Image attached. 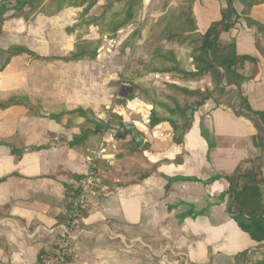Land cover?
I'll return each mask as SVG.
<instances>
[{
    "label": "crops",
    "instance_id": "obj_1",
    "mask_svg": "<svg viewBox=\"0 0 264 264\" xmlns=\"http://www.w3.org/2000/svg\"><path fill=\"white\" fill-rule=\"evenodd\" d=\"M142 1L146 7L148 0ZM258 1L248 15L239 0L194 1L193 18L200 33L231 5L236 20L220 33L219 41H233L237 55L255 58L258 67L250 61L238 64L237 71L251 79L239 89L222 81L226 95L232 92L228 103H216L221 99L216 94L198 107L189 127L174 133L180 142L172 139L167 122L150 127L148 119L130 118L121 111L125 131L107 124L124 138L104 129L97 144L84 153L75 145L81 126L86 119L100 122L95 115L112 104H107V96L99 103L97 75L91 70L96 67L78 63L91 53L70 61L28 62L23 55L0 60V103L13 96L23 99L0 108V264H41L48 239L38 228L56 225L61 207L85 172L86 156L96 148L105 156L98 163L97 185L67 264H264V242L252 240L228 212L234 198L230 181L235 180V188L243 172L254 180L256 172L264 209V157L259 160L264 151L256 142L259 121L253 114L264 111V54L257 46H263L264 32L246 20L264 26V0ZM6 11L2 8L1 16ZM51 41L49 25L32 23L24 39L1 42L0 49L22 44L39 57H63L73 51L72 46L62 52L61 45L51 46ZM171 46L186 71L192 72L190 48L175 42ZM238 91L251 112L234 103ZM129 139L139 143L141 162L150 167L137 180L125 176L119 153L106 152L119 140ZM10 145L21 154H13Z\"/></svg>",
    "mask_w": 264,
    "mask_h": 264
},
{
    "label": "rangeland",
    "instance_id": "obj_2",
    "mask_svg": "<svg viewBox=\"0 0 264 264\" xmlns=\"http://www.w3.org/2000/svg\"><path fill=\"white\" fill-rule=\"evenodd\" d=\"M18 1L21 0H0V10L8 9L4 16L0 14V45L3 44L1 42L8 45L9 41L24 39L32 23L38 27H41L42 24L44 27L49 25L52 36L51 46L60 44L62 52L68 53L72 46L74 51L75 45L80 44L83 51H86V55L92 53L91 56L81 57V62L78 63L96 67V71L93 70L94 68L91 70L92 74L95 72L97 75L99 103L107 96L109 100L107 104L112 103L109 105L110 107H114V104L123 106V109L110 113L107 121L111 125L119 126V123H122L121 111L127 116L129 115L130 118L141 116V120H149L153 111L164 116L168 114L167 107L173 109L176 105L186 107L185 115L189 120L195 110L193 104L195 99L185 95L179 90V87L203 90L209 83L208 87L213 88V77L209 72L195 77L183 76L176 72H149L152 67L151 62L156 58V50H171L175 54V48L171 46L172 42L188 46L193 58V46L188 42L183 43L177 39L164 40L162 35L166 22L158 21L159 17L172 13L176 7L175 0H148L146 7L141 0V7L137 10L132 23L110 33L103 31V27H98V20L95 23L97 25H84L88 17H96L100 13L102 7L106 3L108 4L109 0H97L94 5L95 11L92 10L93 12L90 13L93 6L84 15L82 14L83 7L70 3L57 9L56 2L53 0H33L31 4L27 3L22 8H18ZM124 1L126 0H112V3L114 7H119ZM99 2L100 5H98ZM65 10H69L71 13L58 14ZM261 40L260 42H264ZM12 45L24 46L9 44L8 47ZM7 48L0 49L1 63L7 60L3 53ZM93 50L96 52L93 53ZM49 57H54V61L61 56ZM175 57L177 58L176 54ZM177 60L181 68L186 70L182 62L178 58ZM189 81H194V83ZM190 85L199 87H190ZM216 94L214 90L212 95ZM231 94L232 92L229 91L228 98ZM147 105L150 107L148 108ZM140 108H144V110L139 111ZM145 109L148 110V113H144L145 116L141 115ZM125 123L130 124V121ZM263 133L264 129L259 128L258 134L262 136ZM258 134L256 135L257 143Z\"/></svg>",
    "mask_w": 264,
    "mask_h": 264
},
{
    "label": "trees",
    "instance_id": "obj_3",
    "mask_svg": "<svg viewBox=\"0 0 264 264\" xmlns=\"http://www.w3.org/2000/svg\"><path fill=\"white\" fill-rule=\"evenodd\" d=\"M33 0H21L18 1V8H22L25 4H31ZM56 2L57 9H61L65 4L70 3L74 6L83 7L82 14H86L90 8H92L97 0H53ZM176 7L170 15H163L159 17L158 21L166 22L163 28L162 35L164 40L177 39L180 42H188L193 46L194 55L192 58L194 70L187 72L181 68L179 61L175 57V54L171 50H156V58L151 62L152 67L149 72L154 73H170L176 72L183 76L195 77L205 73H211L213 77V88L205 87L200 89H187L179 87L185 95L195 99L193 104L195 110L197 107L203 105L207 100L212 98L213 91L220 96L221 99L216 103H228L227 95L224 92V88L221 87V82L224 81L227 84H233L240 88V84L251 77H245L237 71V65L250 61L255 67H258V61L247 55H237L235 49V43L232 41L227 44H223L219 41V35L222 31L228 30L234 24L233 18L234 11L229 6L222 11L221 19L209 26L206 32L200 33L197 29L193 18L192 5L195 0H175ZM243 4V14L248 15L251 7L257 3L258 0H239ZM141 0H126L119 7H114L112 0L106 3L100 13L96 17H88L84 25L90 26L95 24L98 20V27L102 28L106 32H116L123 27L130 25L136 16V12L141 7ZM236 17V15H235ZM247 24L254 26L259 31L264 32V26L255 23L249 18L246 19ZM95 24V25H97ZM101 30V31H102ZM261 52L264 54V46L257 44ZM86 51H83L80 44L75 45V50L69 55L58 57L61 60H76L80 56L85 55ZM96 52L95 50L92 51ZM7 57L23 55L28 62L35 59L53 60L54 57H39L25 46L12 45L3 52ZM92 54V53H91ZM91 56V55H90ZM222 71H221V70ZM23 99L20 97H11L7 101L0 103V108H6L12 104L22 103ZM235 104L240 108H245L251 112V107L243 95L238 91L235 95ZM167 115H159L156 111H153L151 118L149 119L150 127H154L161 122H167L172 129V139L176 142H180V137H175L174 133L177 130L185 131L190 125V119L188 120L185 115L186 107H180L178 105L175 108L167 107ZM193 110V112L195 111ZM79 114H85L81 109H78ZM239 115L240 112H237ZM256 116L255 122L259 121L257 125L258 129H263L264 126V111H253ZM247 115V114H246ZM120 117V115H119ZM120 119V118H119ZM119 123V122H118ZM85 126H81L82 135L78 141H75V145L78 146L82 152L86 153L87 149L94 147L97 144L99 134L102 130L109 129L108 124H101L90 119H86ZM119 126L125 131V127L122 123ZM128 131V130H126ZM260 148L264 149V133L261 136H257ZM11 152L17 156L21 154V151H17L10 145ZM140 145L134 139L128 141L119 140L115 149H107L106 152L119 153V163L125 170V176L130 180H137L144 176L150 169L149 165H143L141 162ZM143 154V153H142ZM263 160V156L259 158ZM241 177H244L235 186V196L228 205V212L232 214V218L236 221L241 230L246 232L250 238L256 242H264V209L261 206V197L257 186L256 172L255 180L251 177V173H240ZM235 180L230 181L229 194L232 198V186Z\"/></svg>",
    "mask_w": 264,
    "mask_h": 264
},
{
    "label": "built area",
    "instance_id": "obj_4",
    "mask_svg": "<svg viewBox=\"0 0 264 264\" xmlns=\"http://www.w3.org/2000/svg\"><path fill=\"white\" fill-rule=\"evenodd\" d=\"M123 109L122 105L114 104L107 107L103 114L95 115L103 124L108 123L112 111ZM103 151L91 149L86 156L85 172L78 179L73 192L60 210V219L55 226L39 227L47 235V246L40 255L41 264H67L74 251L78 234L82 231V217L88 205L89 196L93 193L98 181V163L104 159Z\"/></svg>",
    "mask_w": 264,
    "mask_h": 264
},
{
    "label": "water",
    "instance_id": "obj_5",
    "mask_svg": "<svg viewBox=\"0 0 264 264\" xmlns=\"http://www.w3.org/2000/svg\"><path fill=\"white\" fill-rule=\"evenodd\" d=\"M126 129L131 130L132 128H131V126H128V127H126ZM263 129H264V126H263ZM108 130L112 133L113 136H115L117 138H124V136L122 134H118L114 129H111L110 128ZM232 196L233 197L235 196V189H234V187L232 188Z\"/></svg>",
    "mask_w": 264,
    "mask_h": 264
}]
</instances>
